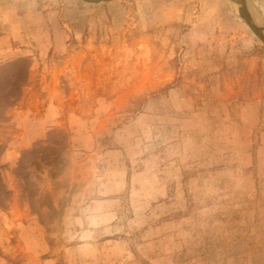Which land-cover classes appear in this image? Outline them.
Instances as JSON below:
<instances>
[{
	"label": "rangeland",
	"instance_id": "374dc122",
	"mask_svg": "<svg viewBox=\"0 0 264 264\" xmlns=\"http://www.w3.org/2000/svg\"><path fill=\"white\" fill-rule=\"evenodd\" d=\"M239 13L0 0V68L28 60L12 102L0 70V264H264V43Z\"/></svg>",
	"mask_w": 264,
	"mask_h": 264
},
{
	"label": "trees",
	"instance_id": "16d2710c",
	"mask_svg": "<svg viewBox=\"0 0 264 264\" xmlns=\"http://www.w3.org/2000/svg\"><path fill=\"white\" fill-rule=\"evenodd\" d=\"M27 61L28 60L25 58H20L5 64L0 68L2 73L7 74L3 80L2 90L5 92L4 97L9 102H12L11 100H13V98H11L9 95H12L13 92L19 90L21 85L25 81L28 65H25L23 69H19V67L25 63L27 64ZM1 83L2 81L0 82V85Z\"/></svg>",
	"mask_w": 264,
	"mask_h": 264
},
{
	"label": "water",
	"instance_id": "95a60500",
	"mask_svg": "<svg viewBox=\"0 0 264 264\" xmlns=\"http://www.w3.org/2000/svg\"><path fill=\"white\" fill-rule=\"evenodd\" d=\"M78 1H81V2L87 3V4H99V3L108 2L111 0H78ZM230 1L242 8V13L241 14L239 13L240 17L249 26V28L254 33V35L262 43H264V37H263L264 25H260L257 21V18L254 17V15L252 14L248 0H230Z\"/></svg>",
	"mask_w": 264,
	"mask_h": 264
},
{
	"label": "bare ground",
	"instance_id": "6f19581e",
	"mask_svg": "<svg viewBox=\"0 0 264 264\" xmlns=\"http://www.w3.org/2000/svg\"><path fill=\"white\" fill-rule=\"evenodd\" d=\"M238 6V5H237ZM238 8L240 9V11L242 12V8L240 7V6H238ZM262 34V33H261ZM264 34V33H263ZM263 37H264V35H263Z\"/></svg>",
	"mask_w": 264,
	"mask_h": 264
}]
</instances>
